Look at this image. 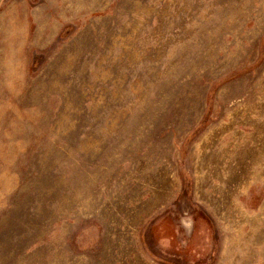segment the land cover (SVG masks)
I'll use <instances>...</instances> for the list:
<instances>
[{"label":"rangeland","instance_id":"1","mask_svg":"<svg viewBox=\"0 0 264 264\" xmlns=\"http://www.w3.org/2000/svg\"><path fill=\"white\" fill-rule=\"evenodd\" d=\"M0 264H264V0H0Z\"/></svg>","mask_w":264,"mask_h":264}]
</instances>
